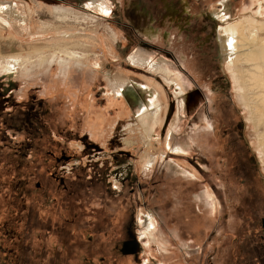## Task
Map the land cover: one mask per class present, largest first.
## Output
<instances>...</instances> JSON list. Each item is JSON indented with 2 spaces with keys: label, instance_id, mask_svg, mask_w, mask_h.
Masks as SVG:
<instances>
[{
  "label": "rangeland",
  "instance_id": "rangeland-1",
  "mask_svg": "<svg viewBox=\"0 0 264 264\" xmlns=\"http://www.w3.org/2000/svg\"><path fill=\"white\" fill-rule=\"evenodd\" d=\"M165 3L176 15H167ZM0 8V100L9 96L0 102V264H122L126 256L134 264H262L264 159L257 136L264 131L248 121L217 38L218 29L258 13V5L0 0ZM14 8L32 14L31 21L12 25ZM133 9L149 15L148 35L127 20ZM216 12L228 13L223 19ZM62 33L87 48L68 58L54 55L56 45L67 43ZM35 49L52 56L51 63L28 55ZM113 76H142L165 91L167 117L151 126L150 146L136 119L138 104L126 95L128 82ZM219 77L234 111L211 93ZM201 91L210 98L208 109ZM139 95L148 101L147 92ZM229 116L244 122L249 148L234 145L235 130L225 136ZM203 135L213 138L211 148ZM62 157L69 160L57 163ZM174 160L189 170L206 168V176L192 169L202 185L188 184ZM123 184L126 195L118 197ZM145 209L158 216L162 249L140 228Z\"/></svg>",
  "mask_w": 264,
  "mask_h": 264
},
{
  "label": "bare ground",
  "instance_id": "bare-ground-1",
  "mask_svg": "<svg viewBox=\"0 0 264 264\" xmlns=\"http://www.w3.org/2000/svg\"><path fill=\"white\" fill-rule=\"evenodd\" d=\"M250 1L251 7L258 5V13L256 12L255 14L244 18L242 21H238L233 25L223 28L221 31H219V42L221 48V56L228 70L230 68L232 79L238 92L237 96L239 97V102L241 103L240 105L249 113L248 121L252 122L257 130L262 129L264 131V0ZM16 8L12 10L8 19V21L11 22L12 25H16V23H24V25H26L28 21H31V19H29V16L32 14H24V12L17 11L18 9L15 10ZM227 13L228 12H216V15L224 19L227 16ZM2 18V15H0V21ZM141 22H143V20H141ZM63 26L56 27L54 31L57 33L61 32L63 30L61 29L63 28ZM63 35L66 38L64 39V41H69L68 36L66 34ZM61 39L63 40V38ZM85 48L87 47L83 44H71L67 42L66 45H56L53 48L52 52H54V55H59L61 53L65 54V56L68 58L70 57V55H75L77 50L80 51ZM0 50L2 53V49ZM33 53L34 55L36 54V56H42L40 60L42 62L41 64L44 65L46 64L45 62L51 63L52 56H46L44 53H42L40 49L31 50L28 55L33 56ZM0 56L5 57L2 54ZM10 58L11 60L13 59V62L16 65L19 64L14 61V57ZM1 59L5 58H0V60ZM0 64H2V62H0ZM144 78L145 77L137 76L132 79V76H129L128 78L121 77L116 79L115 76H113V79H115V81L124 80L126 83L128 82L127 91L129 92V94L126 95L128 97L133 98L135 100V103L138 104V107L141 112L136 117V119H138L140 126L142 127L141 129H143V132H145V134L147 135L146 138H149L148 146H150L152 142L151 134H153L150 132L152 131L151 126H153V123L155 125H163L168 113V101L166 100L167 98L165 95V91L161 88L160 85H158L154 81H148L146 80V78ZM138 80H140L143 84ZM133 81L136 84H133ZM138 86L140 89L138 88ZM139 90L142 91V93L143 91L148 93L149 99L146 103H144L143 99L139 95ZM148 103L150 104L149 106ZM172 124L171 127L173 126ZM257 137V139L259 140L258 149L262 150V158L264 159V133L262 138H260L259 135ZM262 161L264 162V160ZM143 227H145V229L147 230V233L145 232L146 235L150 236L152 230L154 232L155 223L153 220H151L148 224L144 225Z\"/></svg>",
  "mask_w": 264,
  "mask_h": 264
},
{
  "label": "flooded vegetation",
  "instance_id": "flooded-vegetation-1",
  "mask_svg": "<svg viewBox=\"0 0 264 264\" xmlns=\"http://www.w3.org/2000/svg\"><path fill=\"white\" fill-rule=\"evenodd\" d=\"M164 1V0H163ZM167 7V8H166ZM138 12H139V10H137ZM164 11L167 13V15H171V16H174V15H176V13L174 12V11H170L169 10V8H168V4H166L165 3V5H164ZM111 13L109 12V15H110ZM137 14V12H136V10L135 9H133V10H131L130 12H127L126 13V16H129V17H127L128 19L127 20H129L130 22H132L133 24H134V28H136L138 31H140L142 34H144V35H148L149 34V32H150V30H152V26H150L149 25V22H150V20H148V18H146V17H144V16H149L148 14H146V13H142V12H139L138 13V15H136ZM213 15V17L215 18V19H217V17L215 16V14L213 13L212 14ZM135 16L136 17H138V18H135ZM142 17H144L146 20H144L143 19V22H141V18ZM132 19L134 20V21H132ZM217 38H218V40H219V29H218V36H217ZM221 57V59H222V56H220ZM223 60V59H222ZM224 81H223V78L222 77H219V78H216V79H213V81H212V88H211V90H212V92L211 93H217V94H221L220 96L223 98V104H225V107L227 108V109H229V108H231V109H233V111H234V109L236 108V106H235V103L232 101V99L229 97V94H228V87L226 86V84L225 83H223ZM193 83L194 84H196L194 81H193ZM198 84H196V86H197ZM201 93H203L202 91H201ZM203 99L205 100V104H206V106H207V109H208V107H210V103H211V101H210V98L208 97V95H206V94H204L203 93ZM2 99L0 100V102H4V101H6V103H7V100L9 99V96H7V98H6V95L4 96H2L1 97ZM6 98V99H5ZM209 111V110H208ZM226 118H230V119H228V120H226V129H227V131H225V136H227V135H229L230 137L234 134V132H233V130H235L236 131V135L237 136H235L239 141L238 142H240V144H236V143H238V142H235V140H234V138H231L233 141H234V145H237L238 147H241V146H243V147H246V148H249V143L248 142H245V138H244V133H243V131H244V128H245V124H244V122L243 121H241V122H236L235 123V121L233 120V118L234 117H232V116H229V117H226ZM213 121H212V117H208V120H207V122H204V123H206V127H207V125H208V129L207 130H209V129H211V127H212V125H213V123H212ZM208 123V124H207ZM205 127V128H206ZM204 128V129H205ZM204 136V137H203ZM202 136V138H203V140H202V143L203 144H205V145H207V147L208 148H211L210 146L212 145L211 144V142H213V138H210L209 136H205V135H203ZM228 136V137H229ZM214 139H216V137L214 138ZM219 144V143H218ZM208 150V149H207ZM69 160V157H62V158H57L56 159V162L57 163H64V162H67ZM159 161V160H158ZM174 162H176L175 160H174ZM157 163V162H156ZM222 164H223V162H221ZM251 163H252V165H254L255 164V160H254V158H251ZM156 165V164H155ZM176 165L178 166V168L180 167L182 170H184L187 174H186V177H188V179H190L189 181H188V184H191V185H195V186H201L202 185V181L199 179L200 177L199 176H197L195 173H194V171L195 172H197V174H199V173H202L201 175H204V176H206V168H204V167H202L201 165H196V169L193 167V166H191L190 165V169L191 170H189L188 168H184V166H182V164L180 163L179 164V162H176ZM256 167V166H255ZM255 167H253V168H255ZM68 170H70V168L68 169ZM185 174V173H184ZM218 178V183H219V185H221V183H222V181H221V178H220V174H218V176H217ZM121 180H123V181H126L127 179L126 178H124V179H121ZM245 182V181H244ZM62 183H63V181H62ZM125 183V182H124ZM123 186H124V184H123ZM120 187V186H119ZM131 191L133 192V189H131ZM126 195V186H124V187H121V188H118V197L120 196H125ZM222 195H218L217 196V194H216V197H215V199L216 200H214V204H219V206L221 207L223 204V202H222V197H221ZM205 197V199H204V201H203V204L204 205H206V204H208L209 205V203H210V201H211V199H212V197H211V193H209V195H208V197H206V196H204ZM217 203H216V202ZM208 202V203H207ZM142 214H144V216H145V218H146V220L144 221V224H142V226L140 225V228H141V230H142V227L144 226V225H146V224H148L149 223V221H151V220H153L154 218H155V212L153 211L152 212V217H153V219L151 218L150 219V217H149V215H147V210L145 209V210H141L140 211ZM215 213H216V211H214ZM148 217H147V216ZM157 216V215H156ZM157 218H158V216H157ZM157 218H155L156 220H157ZM157 225H158V223L156 222L155 223V228H154V232H153V230H152V232H151V235L150 236H148V235H146V239L148 240V241H152L155 245H157L159 248H164L163 246H162V244H160L159 242H160V239L157 237ZM261 225L263 226V228H264V218L261 220ZM88 232H86V234H87ZM155 235V236H154ZM141 237H142V233H141ZM264 238V237H263ZM174 245L176 246L177 245V243H174ZM257 247V246H256ZM253 248V247H252ZM260 249H261V254L260 255H257V256H261L262 255V253H263V250H262V247H259ZM166 251H168V250H166ZM252 249H250V253H251V255L252 256H256V255H254V253H252ZM186 252H185V250H183V253H182V255L183 254H185ZM250 264H254L253 262H249ZM122 264H134V262H133V257H131V256H126V258H124V260H123V263ZM262 264H264V258L262 259Z\"/></svg>",
  "mask_w": 264,
  "mask_h": 264
}]
</instances>
